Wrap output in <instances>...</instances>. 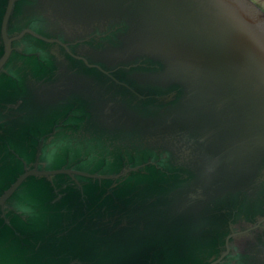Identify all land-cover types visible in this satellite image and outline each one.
<instances>
[{
  "label": "water",
  "instance_id": "water-1",
  "mask_svg": "<svg viewBox=\"0 0 264 264\" xmlns=\"http://www.w3.org/2000/svg\"><path fill=\"white\" fill-rule=\"evenodd\" d=\"M37 232L72 264H264L250 0H0V264Z\"/></svg>",
  "mask_w": 264,
  "mask_h": 264
},
{
  "label": "flooded vegetation",
  "instance_id": "flooded-vegetation-1",
  "mask_svg": "<svg viewBox=\"0 0 264 264\" xmlns=\"http://www.w3.org/2000/svg\"><path fill=\"white\" fill-rule=\"evenodd\" d=\"M263 14H264V0H250ZM28 189L24 188L23 194L27 193ZM29 203V202H28ZM23 205V202L20 200L19 201V206H17L18 210H15L16 213H19L21 210L23 211V215L29 211L28 204L21 208ZM38 233V243H32L31 248L33 251L30 250V247H26V249H23V258L27 261V264H72V263H77L78 261L82 262V260H78L77 256V251L73 247L71 248L70 251L66 253H57L56 252V245L59 240V235L56 237V243L55 245H46L45 244V238L44 234L37 232ZM35 238H33L34 240ZM101 245H106L107 244H101ZM58 248L61 247V245H57ZM52 249L54 250V255H51L49 253V250ZM59 251V249H57ZM22 264L23 261H21ZM19 264V263H18ZM232 264V263H230Z\"/></svg>",
  "mask_w": 264,
  "mask_h": 264
}]
</instances>
